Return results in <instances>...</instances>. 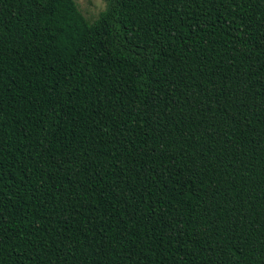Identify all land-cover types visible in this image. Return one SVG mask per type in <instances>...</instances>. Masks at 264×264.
I'll list each match as a JSON object with an SVG mask.
<instances>
[{"label":"trees","instance_id":"trees-1","mask_svg":"<svg viewBox=\"0 0 264 264\" xmlns=\"http://www.w3.org/2000/svg\"><path fill=\"white\" fill-rule=\"evenodd\" d=\"M0 0V264H264V0Z\"/></svg>","mask_w":264,"mask_h":264},{"label":"rangeland","instance_id":"rangeland-1","mask_svg":"<svg viewBox=\"0 0 264 264\" xmlns=\"http://www.w3.org/2000/svg\"><path fill=\"white\" fill-rule=\"evenodd\" d=\"M80 11L91 21L95 20L99 12L105 8L103 0H75Z\"/></svg>","mask_w":264,"mask_h":264}]
</instances>
